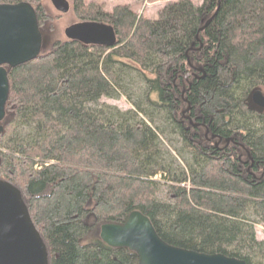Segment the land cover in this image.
Wrapping results in <instances>:
<instances>
[{
	"label": "trees",
	"instance_id": "16d2710c",
	"mask_svg": "<svg viewBox=\"0 0 264 264\" xmlns=\"http://www.w3.org/2000/svg\"><path fill=\"white\" fill-rule=\"evenodd\" d=\"M49 0L26 3L51 33ZM114 44L52 40L7 68L0 180L20 193L47 264H138L99 239L138 211L167 245L264 264V0H174L147 19L70 0ZM48 41V40H47ZM123 98L129 108L106 101Z\"/></svg>",
	"mask_w": 264,
	"mask_h": 264
},
{
	"label": "water",
	"instance_id": "95a60500",
	"mask_svg": "<svg viewBox=\"0 0 264 264\" xmlns=\"http://www.w3.org/2000/svg\"><path fill=\"white\" fill-rule=\"evenodd\" d=\"M60 13L69 11L66 0H49ZM65 37L87 46L109 47L114 44L112 29L96 23H77L67 27ZM34 10L26 3L0 5V120L4 117L9 85L7 68L36 59L45 42ZM250 101L264 109V97L255 91ZM99 239L111 248L134 253L138 264H245L220 254L205 255L175 248L164 243L152 224L138 211L131 212L123 224H103ZM0 264H47L45 246L36 232L20 193L0 180Z\"/></svg>",
	"mask_w": 264,
	"mask_h": 264
},
{
	"label": "rangeland",
	"instance_id": "374dc122",
	"mask_svg": "<svg viewBox=\"0 0 264 264\" xmlns=\"http://www.w3.org/2000/svg\"><path fill=\"white\" fill-rule=\"evenodd\" d=\"M69 3V11L66 14H60L56 12L48 1L45 2L50 15L53 18L51 25V33L45 34V42L47 43L43 47V51L48 49L50 42L54 39L57 41H64L67 39L64 35V31L67 27L78 23L72 13L70 8V0H66ZM99 3H105L106 9H110L116 4H127L134 12L139 15H143L147 19H157L158 10L161 9L165 4L172 2L174 0H94ZM176 1V0H175ZM195 5H199L202 0H192ZM42 51V52H43ZM108 104L115 105L120 109L129 108L123 98L118 101H106ZM255 236L258 240H264V225H256L254 227Z\"/></svg>",
	"mask_w": 264,
	"mask_h": 264
}]
</instances>
